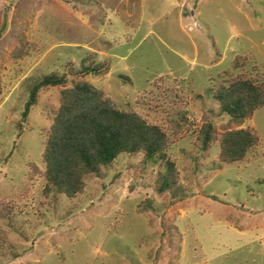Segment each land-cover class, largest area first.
<instances>
[{
  "label": "rangeland",
  "instance_id": "rangeland-1",
  "mask_svg": "<svg viewBox=\"0 0 264 264\" xmlns=\"http://www.w3.org/2000/svg\"><path fill=\"white\" fill-rule=\"evenodd\" d=\"M52 73L165 130L178 184L161 192L165 162L123 154L77 196L47 194L62 86L23 111ZM239 77L264 85V0H0V264H264V106L228 125L260 137L243 161L200 147L205 123L227 130L214 94Z\"/></svg>",
  "mask_w": 264,
  "mask_h": 264
},
{
  "label": "trees",
  "instance_id": "trees-1",
  "mask_svg": "<svg viewBox=\"0 0 264 264\" xmlns=\"http://www.w3.org/2000/svg\"><path fill=\"white\" fill-rule=\"evenodd\" d=\"M237 63V62H236ZM241 66V65H240ZM238 66V67H240ZM110 65L84 66L82 75L94 72L106 74ZM65 75L52 73L44 76L32 88L23 111V121L32 106L38 104L42 89L62 86L60 105L43 152L45 192L54 190L67 197H75L86 187V178L111 166L123 154L142 153L146 162L161 158L167 167L160 191L178 184L177 165L169 159V137L159 125L150 124L135 109H122L115 100L86 80L67 85ZM221 110L229 117L228 127L218 138L216 127L207 122L201 129L202 152L210 150L219 139V158L224 164L245 159L260 142L258 134L248 128H229L252 118L264 106V85L239 77L221 83L214 94Z\"/></svg>",
  "mask_w": 264,
  "mask_h": 264
}]
</instances>
